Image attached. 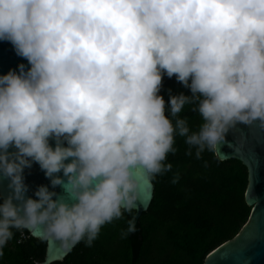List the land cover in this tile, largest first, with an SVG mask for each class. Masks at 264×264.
<instances>
[{
	"label": "clouds",
	"instance_id": "9594fccd",
	"mask_svg": "<svg viewBox=\"0 0 264 264\" xmlns=\"http://www.w3.org/2000/svg\"><path fill=\"white\" fill-rule=\"evenodd\" d=\"M0 41L27 61L0 74V256L14 230L91 247L126 213L127 238L177 136L199 160L239 124L264 130V0H0ZM165 75L188 91L165 99ZM34 163L51 188L29 196Z\"/></svg>",
	"mask_w": 264,
	"mask_h": 264
},
{
	"label": "trees",
	"instance_id": "16d2710c",
	"mask_svg": "<svg viewBox=\"0 0 264 264\" xmlns=\"http://www.w3.org/2000/svg\"><path fill=\"white\" fill-rule=\"evenodd\" d=\"M187 92L166 75L161 94ZM186 106L181 113L192 130L201 123L197 112ZM175 154L167 162L172 171L151 179L154 195L147 210L136 217L137 231L121 237L125 220L105 225L91 247L77 244L64 260L52 264H205L207 256L234 238L247 223L248 167L238 158L219 159L205 151L201 159L186 155L184 139L177 136ZM180 180L171 183L173 173ZM136 215V213H134ZM46 241L27 230H14L3 249L0 264H33L44 259Z\"/></svg>",
	"mask_w": 264,
	"mask_h": 264
},
{
	"label": "water",
	"instance_id": "95a60500",
	"mask_svg": "<svg viewBox=\"0 0 264 264\" xmlns=\"http://www.w3.org/2000/svg\"><path fill=\"white\" fill-rule=\"evenodd\" d=\"M21 63L27 66V61L16 54L10 42L0 41V74H7L10 69L19 71ZM52 143L55 142L52 141ZM229 144L239 147L240 151H235ZM221 152L222 156L216 155L219 159L238 158L248 167L249 184L245 197L252 211L241 231L213 250L207 256L205 264H264V130L255 126L237 125L226 134V142L222 145ZM24 175L25 183L29 185L27 193L29 196H34L35 190L42 184L49 185L51 188L49 178L45 176L37 163H34L31 168H26ZM7 183V180L0 183V192L4 195H7L9 191ZM55 190L62 191L59 187ZM153 195L154 185L152 180H149L144 188V206L136 213V217L148 209ZM30 234L40 238L37 234L32 232ZM46 243L44 259L37 264H52L55 261L64 260L72 251L65 254L58 247Z\"/></svg>",
	"mask_w": 264,
	"mask_h": 264
},
{
	"label": "built area",
	"instance_id": "2783aa9c",
	"mask_svg": "<svg viewBox=\"0 0 264 264\" xmlns=\"http://www.w3.org/2000/svg\"><path fill=\"white\" fill-rule=\"evenodd\" d=\"M33 264H37V262L33 263Z\"/></svg>",
	"mask_w": 264,
	"mask_h": 264
}]
</instances>
